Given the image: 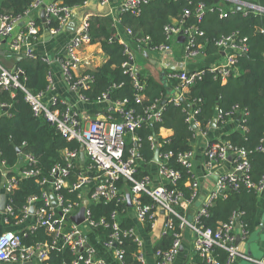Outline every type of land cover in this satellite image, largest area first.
Segmentation results:
<instances>
[{
	"label": "built area",
	"instance_id": "1",
	"mask_svg": "<svg viewBox=\"0 0 264 264\" xmlns=\"http://www.w3.org/2000/svg\"><path fill=\"white\" fill-rule=\"evenodd\" d=\"M150 0H124L123 8L139 10L141 5ZM220 7V17H228L229 14L241 12L242 16L249 17L264 13V6L249 2L246 0H217ZM110 0H101L102 4L109 3ZM238 7L240 9H238ZM45 9L47 15L46 23L53 20L58 22V27L51 28L53 32H58L64 23L71 18L73 8L62 4L58 0H32L29 7L21 13L0 14V48L3 41L11 39V55L23 54L31 58L40 57L47 64L51 60L41 57L37 54L33 42L39 35V27L35 18L32 16L34 11ZM209 6L200 3L197 9L199 19L204 17ZM210 10H214L213 7ZM190 12L185 11V17ZM115 25L120 20L114 19ZM89 17H85L70 39L67 45V54L64 57H57L62 65L64 79L70 89L77 92L80 99L85 102H91L89 96L82 90L90 87L89 81L91 75H76L75 67L80 62V52L85 44L91 42L89 34ZM130 35L131 30H126ZM168 43L152 46L150 49L155 51H168L172 49L170 40L173 36L183 35L184 52L183 59L186 62L189 59L200 56L204 51L203 44L198 42V36L204 32L198 26H184L179 24H168L165 26ZM125 52L128 56L123 63L125 73L132 76L134 84L138 90L136 100L143 99V85L138 78V71L135 68V54L130 48L128 41L124 40ZM219 51H222V61L209 67V72L215 76L227 80L233 72L237 70L239 58L250 50L248 35H242L239 30L227 35H222L215 41ZM149 49V48H148ZM89 62L85 60V64ZM0 74V87L6 90L22 88L26 92V99L31 104L35 115L43 116L48 119L58 131L68 139H75L85 146L86 160L84 163L80 159V150L65 149L62 151L64 163L57 162L49 176L38 179L41 185L50 189H45L41 196L32 195L28 203L23 208V216L14 213L12 208L10 194L17 186V176L7 178L3 185H0L1 195H7L6 212L4 213L6 223L10 224L7 214L15 218L11 225L17 227L15 230L9 229L0 233V262L10 264H22L31 261L32 264H41L50 257L52 251L65 252L70 251L74 256V264H110L105 258L97 257L95 246L90 243L89 231L94 228H105L109 230L107 238L104 241L106 248L111 250L121 262L125 261L126 248L124 242L131 239L136 243L135 258L140 264H147L146 240L144 235L137 227H123L121 213L126 209L120 208L126 204L129 208L130 216L143 225L151 233L158 232L159 236L167 234L174 235L175 239L169 248L158 249L155 251L157 264H173L175 261L183 240V231L189 227L194 232V247L196 253L202 259V264H236L240 259H246L254 264H264V254L257 259L247 253L237 242L240 236V242L248 237L250 230L247 225L240 221L239 214H235L228 222H222L216 229L206 227L203 224V217L209 214V207L214 204L218 197H227L229 192L238 191L244 182L248 186H253L249 180L251 163L248 159V150L245 147L234 146L229 141L216 139L209 141L205 147L204 167L208 173L231 157L233 169L220 174L217 178L216 188L205 200L203 207L197 212L194 219L190 221L185 213L180 212L179 208L185 209L193 203L200 194V181L194 170L193 154L194 150H186L177 155L173 151H160V162H152L157 166V177L159 182L155 181L153 175L147 174L139 176V154L137 146L127 148V138L132 137L133 141L139 140L135 136V131L143 126L147 121H159L162 118L163 106L154 103L148 107L144 114H139L134 108L127 107L128 99L111 102L108 94L99 96L97 101L108 100L111 104L108 108L110 113L116 112L117 116L109 114L108 116H95L92 119H86L69 105L67 100L59 95L53 94L49 101L45 100L47 93L54 90V86L49 82L46 93L40 92L33 94L25 89L20 82L19 76L22 71H11L2 66ZM207 70L202 69H181L173 72L171 76L178 80L175 87L180 96L171 97L175 103L180 104V97L190 86L202 81ZM50 79V77H49ZM238 105H234L230 110L219 109L217 120L226 123L239 112ZM198 111V110H197ZM196 113V112H195ZM191 114L188 121L193 127H199V122ZM248 114L243 109L240 116ZM243 120H245L243 118ZM154 152L157 143L153 137ZM264 140V139H263ZM259 149L264 150V145ZM188 172V187L190 190L189 198H185L181 190L170 187L169 184H176L181 179L182 173L172 165V157ZM25 162L29 165L36 163V158L32 155H26ZM25 165L19 174L22 177H35L39 175V170L34 167L27 168ZM259 192L264 191V175L256 185ZM76 193L75 196L69 194ZM130 198V203H129ZM149 198L150 201H146ZM41 201L38 205L37 201ZM56 205H53V202ZM86 202V204H85ZM111 204L117 207L109 216L94 217L91 210L92 204ZM34 207V212H31ZM84 207V219L81 223L72 220L80 209ZM127 212V211H126ZM126 215V214H125ZM30 220L28 223H26ZM176 220H179L177 231ZM237 222L240 226L237 227ZM20 227V228H18ZM44 227L52 233L50 242H37L32 245L26 243V239L38 228ZM220 248L227 252L226 259L221 260L216 250ZM188 264H195L190 261Z\"/></svg>",
	"mask_w": 264,
	"mask_h": 264
},
{
	"label": "trees",
	"instance_id": "2",
	"mask_svg": "<svg viewBox=\"0 0 264 264\" xmlns=\"http://www.w3.org/2000/svg\"><path fill=\"white\" fill-rule=\"evenodd\" d=\"M62 4L72 8L85 5L87 0H58ZM264 6V0H246ZM32 0H0V14L21 13L29 7ZM200 3L209 6L202 19L197 16V9ZM213 7L214 10H210ZM217 0H150L141 5L139 10L122 8L119 16L120 27L131 30L132 34L127 40L132 39L139 48H150L152 46L168 43L165 33V26L182 22L184 26L195 25L204 34L198 36V42L203 44L204 53L211 54L218 52L215 45L216 39L222 35L230 34L239 30L242 35H248L250 50L239 58L236 72L228 76L227 80L215 76L209 72V67L204 79L192 86L184 93L185 103L177 104L165 94V87L151 76L138 73V78L143 85V99L138 102V92L132 76L125 73L123 63L128 56L125 52L124 40L117 33V26L111 16L92 15L89 16V34L92 44L99 43L108 59L95 70H88L92 80L90 87L82 90L92 101H97L104 93L110 96L111 102L128 99L127 107L134 108L139 114L154 103L163 106L162 118L159 121H147L135 131L139 140L133 141L132 137L127 138V148H138L139 154V176L147 174L154 175L152 162L154 156V141L159 144L160 151H173L174 154L186 150H194L200 134L207 133L209 125L217 117L218 110H230L238 105L240 110L232 119L240 116L243 109L248 114L240 116L241 127L222 136V140L229 141L234 146L245 147L248 150V159L251 163L249 180L253 186L244 182L238 191L229 192L227 197H218L214 204L209 207V214L203 217V224L206 227L216 229L222 222H228L235 214H239L240 221L247 225L250 232L256 228L257 215L259 213V196L257 184L264 175V150L259 149L264 145V13L244 17L241 12L229 14L221 18ZM190 14L185 17V11ZM48 28L58 27L55 20L46 24ZM137 43V44H136ZM11 54V52H10ZM14 55V54H12ZM20 59L15 58L16 66L22 71L19 79L26 90L33 94L46 93L49 84V65L40 57L31 58L21 54ZM223 58V57H222ZM1 74V68H0ZM174 79V78H173ZM178 80L175 78L172 86L176 87ZM165 100V103L162 102ZM191 106V108L188 107ZM6 108V109H5ZM198 110V111H197ZM196 112V113H195ZM195 113L199 127H193L188 118ZM110 113L108 110L105 116ZM243 118L245 120H243ZM222 125V121H218ZM173 130V134L163 137L160 134L162 128ZM81 143L75 139H68L63 136L51 122L43 116L35 115L31 104L26 99L24 89L18 87L6 90L0 87V185H3L7 178L17 176L18 183L10 194L11 205L14 213L23 216V208L32 195L39 197L45 189L38 179L49 176L53 166L57 162L64 163L62 151L65 149L80 150ZM20 150V151H19ZM36 158V163L29 165L25 162L26 155ZM172 165L181 171L182 177L178 182L169 184L170 187L181 190L185 198H189L188 187L189 174L186 169L177 162L176 156L172 157ZM34 167L39 170L35 177H22L19 171ZM76 193L69 194L75 196ZM146 201H150L146 198ZM41 201H37L39 205ZM117 206L114 203L92 204L91 210L94 217L109 216ZM124 216L121 219L123 227H137L139 223L129 214V208L124 204L121 208ZM185 213V209L179 208ZM126 214V215H125ZM10 224L15 218L7 214ZM176 220L177 231H182ZM149 228L143 230L148 232ZM109 230L105 228H94L89 231L90 243L97 250V257L105 258L110 264H121L115 258L113 252L105 247L104 241ZM174 235L162 236L154 245V251L166 249L172 246ZM52 233L44 227H38L26 239L28 245L37 242H50ZM126 248L125 261L127 264H140L135 258L136 243L131 239L124 242ZM216 253L223 261L227 252L218 248ZM74 256L70 251H52L50 257L41 264H74ZM195 264H202L198 254L193 261ZM85 264V263H81Z\"/></svg>",
	"mask_w": 264,
	"mask_h": 264
},
{
	"label": "crops",
	"instance_id": "3",
	"mask_svg": "<svg viewBox=\"0 0 264 264\" xmlns=\"http://www.w3.org/2000/svg\"><path fill=\"white\" fill-rule=\"evenodd\" d=\"M124 0H110L109 3L102 4L101 0H87L85 5L73 8L72 16L68 19L62 28L58 32H53L49 28L50 33L46 34L45 29L46 22L43 21L41 16V11H34L32 16L35 18L36 23L39 27V35L37 39L33 42L34 48L41 57H45L51 60L49 63V77L54 90L51 93H47L45 100L49 101L50 96L53 94L59 95L65 98L69 105L75 107L86 119H92L95 116L106 117L105 112L110 107L108 100L105 101H91L85 102L80 99L77 92L70 89L69 85L64 79L62 65L56 61L57 57H64L67 54V45L72 38L74 32L78 30L83 19L92 15H105L111 16L113 19H118L121 13L122 2ZM173 24H177L174 21ZM117 33L121 39L126 40L130 44L131 50L135 54H139V63L136 64L137 58L135 59V68L138 72L143 73L146 76L153 77L156 81L165 87V94L174 97L175 87L172 86L173 77L171 74L177 72L181 69H202L206 67H211L222 61L223 52L218 51L211 54L203 53L195 58L189 59L186 62L183 59L184 52V41H180V36H173L170 40L172 49L168 51H155L148 49L146 47L139 48L132 42V39L127 40L130 35L127 31L117 26ZM11 39L7 38L3 41L0 48V66L11 70H19L16 66V60L20 59L21 54L11 55ZM137 44V43H136ZM14 56H16L15 59ZM108 57L103 52L101 45L96 44H85L80 52V62L76 64L75 74L80 76L83 75L88 70H95L103 63L107 61ZM142 59V61H141ZM85 60L89 63L85 64ZM225 82V81H224ZM189 88L186 90L188 92ZM169 97V98H171ZM108 116V115H107ZM216 118V117H215ZM214 118V119H215ZM240 116L234 119H229L226 123L222 125L216 123L215 127H212V123L209 125L207 133L200 134L197 145L194 149L193 162L194 170L200 181V194L198 198L191 203L189 206L185 207V214L193 219L197 212L203 207L205 200L208 198L210 193L216 188L217 179L214 175L219 176L220 174L231 171L233 169V163L231 158L220 162V164L213 170V172L208 173L204 167L205 160V147L209 141L221 139L223 135H226L239 127H241ZM161 136L166 137L173 134V130L169 128H162L160 131ZM152 171L154 173L155 181L158 183L159 179L157 177V166H152ZM218 178V177H217ZM259 196V213L257 215L256 228L254 231L250 232L247 238L242 240L240 243L241 247L249 253L254 258H261L264 254V191L258 193ZM28 220L26 223H28ZM141 228V233L144 235L146 240V257L147 264H157L156 255L154 251V245L160 240L158 232L151 233L143 232L146 228L143 225H139ZM17 227L6 223L4 213L0 212V233L9 229L15 230ZM20 228V227H18ZM196 251L194 247V232L191 228L186 227L183 231V240L180 247L179 253L173 262V264H188L190 261L195 260ZM0 264H10L8 262H0ZM236 264H254V262L240 259Z\"/></svg>",
	"mask_w": 264,
	"mask_h": 264
},
{
	"label": "water",
	"instance_id": "4",
	"mask_svg": "<svg viewBox=\"0 0 264 264\" xmlns=\"http://www.w3.org/2000/svg\"><path fill=\"white\" fill-rule=\"evenodd\" d=\"M238 9H240V8L238 7ZM40 11H41V16H42L43 21L46 22L47 21V15H46L45 9L42 8ZM45 31H46V34H49L50 33L49 28H46ZM179 40L180 41H185V37L183 35H180ZM172 95H174V96H180V94L178 92H174V94H172ZM167 97H171V95H167ZM108 98L110 99V96H108ZM180 99H181V102L182 103H185V98L183 96H181ZM164 103H165V100L162 102V104H164ZM188 107L191 108V106H189V105H188ZM217 121H218L217 118H215L214 119V122L212 123V127H215L216 126ZM195 128H197V127H195ZM80 159H81V162L82 163H84L85 160H86L85 146L83 144L80 146ZM153 161L156 162V163H159L160 162V148H159V144H157V147L155 149L154 156H153ZM214 177H216V179H217L218 176L214 175ZM6 201H7V195L5 193H3L1 195V201H0V212H2V213H5L6 212ZM129 203H130V198H129ZM85 204H86V202H85ZM53 205H56V202L55 201L53 202ZM31 212L32 213L34 212V207H31ZM84 212H85V208L82 207L80 209V211L78 212V214L77 215H74L72 217V220L75 221L78 224L81 223L83 221V219H84ZM188 219L190 221H192L193 220V216L191 218L188 217ZM239 226H240V224H239V222H237V227L239 228ZM240 240H241L240 239V236H238L237 242L239 243ZM22 264H32V262L29 261V262H24Z\"/></svg>",
	"mask_w": 264,
	"mask_h": 264
},
{
	"label": "rangeland",
	"instance_id": "5",
	"mask_svg": "<svg viewBox=\"0 0 264 264\" xmlns=\"http://www.w3.org/2000/svg\"><path fill=\"white\" fill-rule=\"evenodd\" d=\"M136 58H137V62H136V64L138 65V63H139V54H138V52H136ZM141 61H142V59H141Z\"/></svg>",
	"mask_w": 264,
	"mask_h": 264
}]
</instances>
